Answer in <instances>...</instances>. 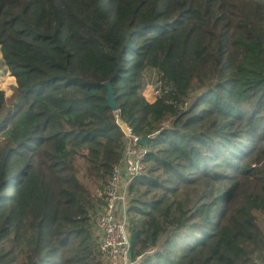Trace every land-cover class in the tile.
<instances>
[{
    "label": "trees",
    "instance_id": "16d2710c",
    "mask_svg": "<svg viewBox=\"0 0 264 264\" xmlns=\"http://www.w3.org/2000/svg\"><path fill=\"white\" fill-rule=\"evenodd\" d=\"M0 69V264H108L120 122L134 264H264V0H0Z\"/></svg>",
    "mask_w": 264,
    "mask_h": 264
},
{
    "label": "built area",
    "instance_id": "2783aa9c",
    "mask_svg": "<svg viewBox=\"0 0 264 264\" xmlns=\"http://www.w3.org/2000/svg\"><path fill=\"white\" fill-rule=\"evenodd\" d=\"M4 75L0 69V76ZM120 125L125 134L122 158L107 184L97 187L96 194L103 199V205L94 217V231L102 257L108 264H134L129 221L130 185L134 178L147 173L148 149L138 143L140 137L132 126L125 122Z\"/></svg>",
    "mask_w": 264,
    "mask_h": 264
},
{
    "label": "rangeland",
    "instance_id": "374dc122",
    "mask_svg": "<svg viewBox=\"0 0 264 264\" xmlns=\"http://www.w3.org/2000/svg\"><path fill=\"white\" fill-rule=\"evenodd\" d=\"M158 80L157 72L149 69L146 73L145 77V86H144V94L150 99L154 100L158 95V88L156 87ZM15 85V78L9 75L8 73L4 76H0V87L6 92L7 95L12 93V86ZM99 187V186H98ZM93 190L96 193V187H93Z\"/></svg>",
    "mask_w": 264,
    "mask_h": 264
},
{
    "label": "water",
    "instance_id": "95a60500",
    "mask_svg": "<svg viewBox=\"0 0 264 264\" xmlns=\"http://www.w3.org/2000/svg\"><path fill=\"white\" fill-rule=\"evenodd\" d=\"M107 86H108V95H107L108 104L113 110L116 111L118 110V104L115 101L114 94L112 91V86L110 82H107ZM150 141H151V137H140L138 139V143L143 146H147Z\"/></svg>",
    "mask_w": 264,
    "mask_h": 264
},
{
    "label": "crops",
    "instance_id": "0c3cea01",
    "mask_svg": "<svg viewBox=\"0 0 264 264\" xmlns=\"http://www.w3.org/2000/svg\"><path fill=\"white\" fill-rule=\"evenodd\" d=\"M156 98V97H155ZM155 100V99H154ZM153 101V100H152Z\"/></svg>",
    "mask_w": 264,
    "mask_h": 264
}]
</instances>
